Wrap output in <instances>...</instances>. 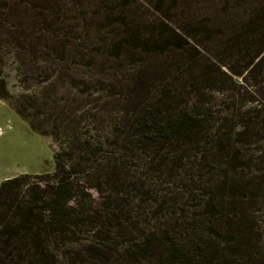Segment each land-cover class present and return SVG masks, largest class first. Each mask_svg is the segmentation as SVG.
<instances>
[{"label":"trees","instance_id":"obj_1","mask_svg":"<svg viewBox=\"0 0 264 264\" xmlns=\"http://www.w3.org/2000/svg\"><path fill=\"white\" fill-rule=\"evenodd\" d=\"M59 1L0 0V61L66 56L65 45L44 52L37 36ZM182 30L125 25L96 49L173 61L137 70L107 135L60 146L53 174L0 182V264H245L261 237L249 208L264 204V98L216 95L235 90L234 76L264 88V7L228 28L226 42ZM25 99L37 98L14 104L28 120Z\"/></svg>","mask_w":264,"mask_h":264},{"label":"rangeland","instance_id":"obj_2","mask_svg":"<svg viewBox=\"0 0 264 264\" xmlns=\"http://www.w3.org/2000/svg\"><path fill=\"white\" fill-rule=\"evenodd\" d=\"M261 7L264 0H60L56 9L45 12L51 15L50 22L39 28L37 36L40 47L51 49L43 48L44 52L65 45L66 56L15 59L5 55L0 61L10 93L8 100L0 99V182L23 174H53L54 155L60 146L77 137L107 135L115 109L130 105V86L137 70L143 67L150 72L152 67L173 61L172 53L141 58L130 52L115 59L96 52L116 39L117 30L160 22L182 30L191 24L216 32L211 42H226L233 39L228 28ZM198 33L203 36L201 30ZM228 63L237 64L232 59ZM244 77L234 76L235 90L225 92L224 98L217 94L218 99L233 97L238 105H259L264 88ZM23 94L37 98L25 99L27 105H21L29 109L28 120L14 105ZM32 124L50 136H43ZM91 193L99 200L96 191ZM249 209L261 237L251 255L238 260L264 264V204Z\"/></svg>","mask_w":264,"mask_h":264}]
</instances>
